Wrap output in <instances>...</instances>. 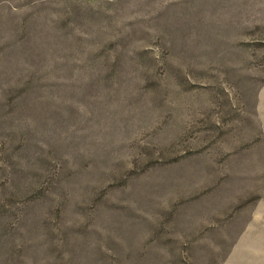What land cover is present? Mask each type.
Returning a JSON list of instances; mask_svg holds the SVG:
<instances>
[{
    "label": "rangeland",
    "instance_id": "374dc122",
    "mask_svg": "<svg viewBox=\"0 0 264 264\" xmlns=\"http://www.w3.org/2000/svg\"><path fill=\"white\" fill-rule=\"evenodd\" d=\"M264 216V0H0V264H222Z\"/></svg>",
    "mask_w": 264,
    "mask_h": 264
},
{
    "label": "crops",
    "instance_id": "0c3cea01",
    "mask_svg": "<svg viewBox=\"0 0 264 264\" xmlns=\"http://www.w3.org/2000/svg\"><path fill=\"white\" fill-rule=\"evenodd\" d=\"M245 224L222 264H264V216L255 213Z\"/></svg>",
    "mask_w": 264,
    "mask_h": 264
}]
</instances>
